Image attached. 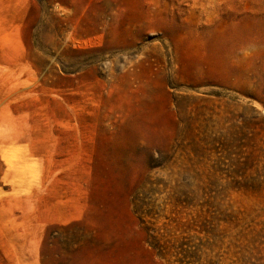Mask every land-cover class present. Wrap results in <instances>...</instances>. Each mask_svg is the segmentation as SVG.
Wrapping results in <instances>:
<instances>
[{"label": "rangeland", "instance_id": "obj_1", "mask_svg": "<svg viewBox=\"0 0 264 264\" xmlns=\"http://www.w3.org/2000/svg\"><path fill=\"white\" fill-rule=\"evenodd\" d=\"M0 264H264V0H0Z\"/></svg>", "mask_w": 264, "mask_h": 264}]
</instances>
